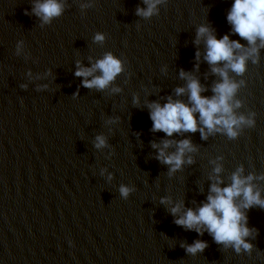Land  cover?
I'll return each instance as SVG.
<instances>
[{"label": "water", "instance_id": "water-1", "mask_svg": "<svg viewBox=\"0 0 264 264\" xmlns=\"http://www.w3.org/2000/svg\"><path fill=\"white\" fill-rule=\"evenodd\" d=\"M62 2V15L43 23L25 14L36 0H0V264H264V209L247 210L251 254L186 230L170 211L206 202L217 166L222 187L241 166L245 176L264 175V49L244 75L229 71L244 81L234 111L255 113L236 138L167 137L152 131L148 108L169 96L188 102L175 92L187 84L181 70L207 89L202 95H214L221 78L204 59L206 44L195 43L197 31L209 26L247 45L227 21L234 0H165L150 18L136 14L143 0ZM107 53L122 61L121 74L104 90L83 87L77 63L92 67ZM98 135L106 147H95ZM165 139H189L196 149L171 175L152 147ZM175 151V143L167 149ZM254 184L264 197V180ZM121 185L132 189L127 198ZM198 239L208 244L202 253L181 247Z\"/></svg>", "mask_w": 264, "mask_h": 264}, {"label": "clouds", "instance_id": "clouds-1", "mask_svg": "<svg viewBox=\"0 0 264 264\" xmlns=\"http://www.w3.org/2000/svg\"><path fill=\"white\" fill-rule=\"evenodd\" d=\"M143 2L146 7H137L136 14L150 18L157 13L158 5L165 0ZM63 11L62 0H36L32 12L28 13L26 10L25 14H35L43 23H50L52 19L61 16ZM227 21L231 25V32L247 41V45L242 44L240 40H232L227 34L217 38L215 30L204 25L198 28L195 41L197 45L201 41L206 44L204 59L212 66V72L221 78L212 89L214 95L211 97L202 95L207 89L191 73L181 70L180 76L187 84L185 87H178L175 92L177 96L187 94L188 102L175 100L169 96L166 103L161 104L158 101L149 103L153 132H163L167 137H172L176 133L200 131L202 138L207 139L210 133L219 131L229 138H236L239 135L238 130L243 126H254L255 113L245 116L237 115L234 111L242 106L241 101L235 100L233 103V100L244 81L232 80L229 71L242 76L247 71L249 61L259 63L260 50L264 49V0H234L227 14ZM104 40L105 36L102 33L96 34V42ZM200 57L201 53L197 51V61ZM97 71L101 74L95 75ZM122 71V61L112 53H107L92 67H83L78 62L75 75L84 78L83 87L104 90ZM174 143L176 151L168 153L167 149ZM106 146L105 136L98 135L95 147L100 149ZM152 147L158 149L156 158L170 166V175L182 168L186 153L196 150L189 139L180 141L165 139L161 144L153 142ZM192 162V158L189 157L187 163ZM214 171L217 175L212 177L214 182L211 184L206 202L198 208H188L182 214V203L171 207L172 215L177 217L174 222L186 230L196 231L201 236L207 231L214 241L223 245L225 249L231 247L238 254L241 252L251 254L255 245L250 238L254 239L256 230L248 225L247 210L253 207L264 209V197L254 184L257 179L264 180V175L245 176L244 168L241 166L231 175V182L222 187L224 181L218 175L222 168L217 166ZM131 191L128 186L120 187L121 196L124 198H127ZM161 203L168 204L170 201L168 198H162ZM181 247H184L188 254L195 256L204 252L208 244L198 239L192 244H182Z\"/></svg>", "mask_w": 264, "mask_h": 264}]
</instances>
